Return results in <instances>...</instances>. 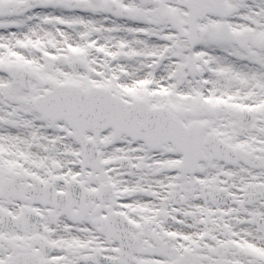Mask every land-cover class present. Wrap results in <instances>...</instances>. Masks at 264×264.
<instances>
[{
  "label": "snow or ice",
  "instance_id": "6c2138e0",
  "mask_svg": "<svg viewBox=\"0 0 264 264\" xmlns=\"http://www.w3.org/2000/svg\"><path fill=\"white\" fill-rule=\"evenodd\" d=\"M0 264H264V0H0Z\"/></svg>",
  "mask_w": 264,
  "mask_h": 264
}]
</instances>
